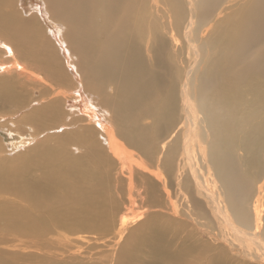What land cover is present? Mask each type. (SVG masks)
Wrapping results in <instances>:
<instances>
[{
	"label": "bare ground",
	"instance_id": "obj_1",
	"mask_svg": "<svg viewBox=\"0 0 264 264\" xmlns=\"http://www.w3.org/2000/svg\"><path fill=\"white\" fill-rule=\"evenodd\" d=\"M263 40L264 0H0V235L76 264H264ZM91 122L143 210L117 231Z\"/></svg>",
	"mask_w": 264,
	"mask_h": 264
},
{
	"label": "rangeland",
	"instance_id": "obj_2",
	"mask_svg": "<svg viewBox=\"0 0 264 264\" xmlns=\"http://www.w3.org/2000/svg\"><path fill=\"white\" fill-rule=\"evenodd\" d=\"M20 1H22V0H17V4L20 3ZM24 1H28V0H24ZM29 13L30 14L28 16H26V14H24V15L26 17L32 16L31 12H29ZM33 14L37 15V16H34L33 18H36L37 24H39V26L41 28V33L42 34L45 33L49 37L50 35L48 32V28H47V25L44 23L43 19L40 18L38 14H36V13H33ZM233 15L234 14L231 13V14H229L228 17L231 18V17H233ZM25 40L27 41L26 37H25ZM185 52H186V48H184V54H185ZM0 59L2 61L8 60L7 58H4V56L2 54L0 55ZM55 59H56V62L59 63L58 67H60L62 70H64L65 73H68L69 81L67 84L70 86H65L64 88L69 89V87H72L73 89H76V91L80 88H82L84 90V88H86L87 77H86V75H83V74H85L86 72L81 70V67H79L78 65L73 64V66L75 67V70L78 74V79L76 81L75 79H73L72 75L68 71L67 61L64 60V57H63V55H61V52L59 50H56V58ZM32 61L37 62L35 59H32ZM63 67L66 69H63ZM0 75H1V72H0ZM80 77H81V79H80ZM73 89L64 90V91L65 92L67 91L66 92L67 94L73 95V97H74L75 93H73ZM88 94H90V92ZM66 110H68V108H66ZM109 114L110 113L108 111L106 116L110 117L111 114L110 115ZM116 122H118L117 119L115 118V121L113 119V124H115L117 127L118 124H116ZM85 123H88L87 120L85 121ZM92 127L97 131L98 143L100 145L103 144L105 151L107 153V156L109 157L110 161L113 162V165L115 164L113 167L112 176H113V179L115 178L114 179V187L116 184H117L116 186H119V187L117 190L118 195H117V193H115L114 197L116 198V200L118 201L119 206H120V212L115 217V220L117 221V227H116V231H117L118 229H120L119 220L122 218V216L126 217L128 219L127 221H129V222H130L129 219H131V221L132 220L135 221V219H134L135 215L137 216L140 212H143V210H142V208H139L136 206H134L135 208L133 207L134 209L133 208L130 209V207L128 206V192L126 190L128 188V185H127L128 181L126 178V174H127L126 170L125 171L123 170V172H122L121 164L116 159H114L112 157V155L110 154L111 151L110 150L108 151L107 141L105 140L106 138H105L104 134L100 131L99 127L95 126V124H93V123H92ZM55 132H58V131L56 130ZM50 134H51V132H50ZM0 139H1V137H0ZM3 143L7 144V140L4 141ZM8 151H9V152H7L8 155H12L13 154L12 152H14V151H11L10 148L8 149ZM133 151H135V150H133ZM116 178H117V180H116ZM263 181H264L263 178L259 179L258 184H261V182H263ZM122 185L124 186V188H122ZM256 186H257V184H256ZM262 194H263V192L260 194L261 199L259 202H260L261 206H264V201H262V197H263ZM119 196H120V198H119ZM256 197H259L258 194L252 198L251 205H253L255 203V201L257 200ZM123 209H125V210H123ZM127 209H129L131 211H129ZM138 224L139 223L137 222L136 225H138ZM136 225L133 224L130 228H134ZM126 233H127V231H124L123 236L121 238L118 236L117 240H114V241H112L111 244H109L110 247L112 248V250H116L118 248V246L123 242L124 236ZM238 239H239L238 244L234 242V244L236 246H239V243H241L242 246H246V244H244L243 240H241L240 238H238ZM26 240H30V244L27 243ZM101 247L99 249H97V251L93 252L94 253L93 259L92 260L89 259L86 264H103L104 263L105 259L100 257V254H102L101 253ZM253 251L255 253H259V250H257L256 248L253 249ZM95 253H97V254H95ZM228 253H229L228 259H229L230 264H238V263L239 264H244V263L249 264L248 259H245L243 257L242 260H239V259L236 260L237 257L233 256V255H235V253H230V252H228ZM91 257H92V255H91ZM230 257H232L233 259H230ZM0 264H76V259L74 257L68 255V254H65L63 257H60V255L54 256L52 253H49V255L46 256L44 259V238L37 237V236H35V237L34 236L8 237L5 234H1L0 235Z\"/></svg>",
	"mask_w": 264,
	"mask_h": 264
}]
</instances>
